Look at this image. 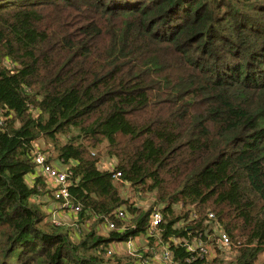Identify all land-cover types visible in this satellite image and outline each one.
I'll return each instance as SVG.
<instances>
[{"label": "trees", "instance_id": "16d2710c", "mask_svg": "<svg viewBox=\"0 0 264 264\" xmlns=\"http://www.w3.org/2000/svg\"><path fill=\"white\" fill-rule=\"evenodd\" d=\"M0 114V264H118L111 244L153 212L125 185L161 205L147 240L175 262L259 264L264 0H0ZM41 140L67 167L76 240L37 203L45 179L27 183ZM214 225L229 261L199 256Z\"/></svg>", "mask_w": 264, "mask_h": 264}, {"label": "rangeland", "instance_id": "374dc122", "mask_svg": "<svg viewBox=\"0 0 264 264\" xmlns=\"http://www.w3.org/2000/svg\"><path fill=\"white\" fill-rule=\"evenodd\" d=\"M37 149L42 152L47 154L49 158H52L51 164L53 167L58 169L61 172H67V167L63 166L58 160H55L56 154L55 150L51 147V145H47L45 140H41L37 143ZM102 159L100 160L99 167L101 170H112L115 166V161L114 159L110 158L106 154H102ZM45 179V178H44ZM71 182V181H70ZM45 190L43 193L46 194L47 190H50L49 193L52 194L54 189H52L51 185L48 184V181L45 179ZM50 185V187H49ZM120 189V193L123 198L128 200L131 204H135L137 208H140L144 213H150L153 211L156 206L158 205L157 201L155 200L154 195L148 194V193H137L134 191L129 185H125L124 187H118ZM45 197H42L40 201H37V203L41 202L44 200ZM40 199V198H39ZM56 202V201H55ZM57 203V202H56ZM161 205H158L160 207ZM45 211H47V208H43ZM63 210V209H62ZM49 214V212H47ZM66 213H63V216H65ZM52 220L56 226H59L61 228L66 229L67 231H70V234L74 240L76 235H74V229L75 230H80L78 227H72L68 226L66 227L65 224H72L71 219H65V218H59L58 216H54L53 219L51 218V215L49 214V218ZM182 223H179L178 226H181ZM214 234L211 238V243H209V249L210 255L208 256V262L213 263L216 259H222L225 258L226 261H229L232 259L234 255H236L233 250L231 251L230 248H222L221 250L216 249V244L215 241L220 236L221 231H218L216 226H213ZM149 235V234H148ZM214 240V241H212ZM143 243H140L139 246L136 248L132 246L129 251L127 250L126 254H122L121 252H117L116 249H110V254L107 252V258H111L114 261H117L118 264H167L164 260H161L160 258V253L161 250L163 249L162 247L160 248H154V246L150 247V249H147L145 246H142ZM136 246V245H135ZM164 247V246H163ZM112 254V255H111ZM122 254V255H121ZM121 255V256H120ZM259 264H264V255H262L259 259Z\"/></svg>", "mask_w": 264, "mask_h": 264}, {"label": "built area", "instance_id": "2783aa9c", "mask_svg": "<svg viewBox=\"0 0 264 264\" xmlns=\"http://www.w3.org/2000/svg\"><path fill=\"white\" fill-rule=\"evenodd\" d=\"M4 122V119L2 115L0 114V125H2ZM33 162L36 166V175L45 178L48 183H50L54 189L52 192L53 196L61 201L62 199L65 200L64 203L60 204L61 209H71L75 213L79 211V208H74L71 205V202L69 199V193H68V187L71 185V182L69 180V176L67 172H61L49 162V157L47 154L40 152L37 149V146L35 147V150L33 152ZM117 176H120V174H117ZM40 190V188H38ZM162 207H157L153 210L150 218V224H149V230L148 234H152L157 226L162 222V214H161ZM116 218L119 219H125V213L122 210L117 211L115 214ZM213 217V216H211ZM107 228L109 230H114L115 225L113 223H109L107 221ZM129 246V249L132 248V239H129L126 242ZM215 244L218 245L221 249L222 248H231V242L229 237L222 233L215 241ZM163 249L160 253L161 260H164L167 264H179L175 262L172 252L168 249L167 246H161ZM199 249V256L201 258H208L210 255V249L209 245H204L203 243L198 244ZM110 254V252H109Z\"/></svg>", "mask_w": 264, "mask_h": 264}, {"label": "crops", "instance_id": "0c3cea01", "mask_svg": "<svg viewBox=\"0 0 264 264\" xmlns=\"http://www.w3.org/2000/svg\"><path fill=\"white\" fill-rule=\"evenodd\" d=\"M36 178H37L36 173L34 175H31V176L27 177V183L30 186H32L34 184ZM48 184H50V183H48ZM50 185H49V187H50ZM51 187H52V185H51ZM52 189H53V187H52ZM49 191L50 190L46 191V195H45V198L42 201V203L45 205V208L48 209L47 212H49V214L51 215V218L53 219L54 216H58L60 219L61 218L71 219L72 220V224H65V226L66 227L72 226V227H76L77 228L78 225L76 223H78V218L76 216V213L73 210H71V209L62 210L60 208V205L58 203H56L54 201V199L53 200L51 199V197H52L51 195L52 194H50ZM63 213H66V215L63 216ZM90 225H91V222L87 223L86 226H82V227L85 228V229H88ZM106 227H104V226L102 227V232L104 234H106L108 232V228H106ZM75 231L76 230L74 229V232ZM147 238H148V235L147 236L146 235H142V236H139V237H136V238L132 239V246L137 248L140 243H143L142 246H145L147 249H150L151 246L149 245V242H148ZM160 247L161 246L159 244L154 245V248H156V249L160 248ZM111 249L112 250L116 249L117 252H121L122 254H126L127 250L129 251V246H128V244L126 242H124V243H114V244H111Z\"/></svg>", "mask_w": 264, "mask_h": 264}]
</instances>
